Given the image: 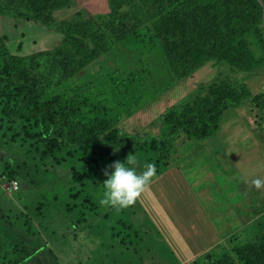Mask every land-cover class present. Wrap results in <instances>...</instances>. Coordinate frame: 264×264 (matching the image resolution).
Here are the masks:
<instances>
[{"label": "trees", "instance_id": "trees-1", "mask_svg": "<svg viewBox=\"0 0 264 264\" xmlns=\"http://www.w3.org/2000/svg\"><path fill=\"white\" fill-rule=\"evenodd\" d=\"M71 5L72 0H17L16 7L0 2L1 17L38 21L62 37L52 50L28 56L11 54L0 38V147L26 149L18 163L22 170L86 160L87 171L72 168L71 182L81 181L96 162L87 155L98 154L112 164L131 162L137 172L154 164L157 178L182 135L197 142L214 139L224 112L245 102L264 115V93L220 80L169 107L159 118L158 134H131L116 126L124 114L209 62L246 73L264 69L258 0H108V13L98 23L82 13L71 21L54 18ZM101 57L104 71L92 83L82 78ZM262 124L264 131V116ZM11 164L0 167V178L20 183L27 173L22 177ZM190 264H264V230L253 241Z\"/></svg>", "mask_w": 264, "mask_h": 264}, {"label": "rangeland", "instance_id": "rangeland-1", "mask_svg": "<svg viewBox=\"0 0 264 264\" xmlns=\"http://www.w3.org/2000/svg\"><path fill=\"white\" fill-rule=\"evenodd\" d=\"M0 2L17 6V0ZM77 13L98 23L108 13V0H72L53 16L71 21ZM2 37L18 56L52 50L62 40L38 21L0 16ZM103 58L82 78L92 83L104 71ZM220 80L244 82L252 94L264 93V69L246 73L209 62L146 106L124 114L116 126L131 134H158L159 118L169 107ZM260 114L245 102L224 112L214 139L197 142L182 135L167 169L134 204L119 210L102 203L104 173L112 165L105 156L87 155L96 162L86 179L71 182L72 168L87 171L86 160L22 170L18 163L26 149L0 147V167L8 162L22 177L27 173L13 193L5 191L9 182L0 178V264H190L255 240L264 230V185L257 189L252 183L264 181ZM78 191L77 198L70 196Z\"/></svg>", "mask_w": 264, "mask_h": 264}, {"label": "clouds", "instance_id": "clouds-1", "mask_svg": "<svg viewBox=\"0 0 264 264\" xmlns=\"http://www.w3.org/2000/svg\"><path fill=\"white\" fill-rule=\"evenodd\" d=\"M131 163V162H129ZM129 163L114 162L111 171H105V198L102 203L116 207L118 210L131 206L141 195L144 188L157 176L154 164L144 165L142 171L137 172ZM257 189L264 185V181L256 179L252 182Z\"/></svg>", "mask_w": 264, "mask_h": 264}, {"label": "built area", "instance_id": "built-area-1", "mask_svg": "<svg viewBox=\"0 0 264 264\" xmlns=\"http://www.w3.org/2000/svg\"><path fill=\"white\" fill-rule=\"evenodd\" d=\"M18 190V183L14 180L9 181V183L6 186V192L8 193H13L16 192Z\"/></svg>", "mask_w": 264, "mask_h": 264}, {"label": "water", "instance_id": "water-1", "mask_svg": "<svg viewBox=\"0 0 264 264\" xmlns=\"http://www.w3.org/2000/svg\"><path fill=\"white\" fill-rule=\"evenodd\" d=\"M258 3L260 4L261 7H263V20H264V5L261 0H258Z\"/></svg>", "mask_w": 264, "mask_h": 264}, {"label": "crops", "instance_id": "crops-1", "mask_svg": "<svg viewBox=\"0 0 264 264\" xmlns=\"http://www.w3.org/2000/svg\"><path fill=\"white\" fill-rule=\"evenodd\" d=\"M246 211H247V208H245V212H246ZM213 230H214V229H213ZM214 231H215V230H214ZM216 233L218 234V238H219V239H221V238H220V235H219V233H218L217 231H215V233H214V234H215L216 236H217V234H216Z\"/></svg>", "mask_w": 264, "mask_h": 264}]
</instances>
